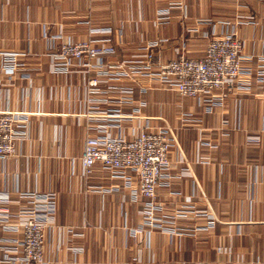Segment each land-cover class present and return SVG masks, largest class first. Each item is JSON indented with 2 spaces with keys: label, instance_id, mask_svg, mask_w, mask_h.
I'll return each mask as SVG.
<instances>
[{
  "label": "crops",
  "instance_id": "0c3cea01",
  "mask_svg": "<svg viewBox=\"0 0 264 264\" xmlns=\"http://www.w3.org/2000/svg\"><path fill=\"white\" fill-rule=\"evenodd\" d=\"M180 1L187 7L190 26L202 19L197 24L201 31L237 32L245 40L243 64L249 75L257 77L263 70L264 77V0H0V53L28 54V68L12 79L4 76L0 110L31 113L30 137L21 144V156L0 159V206L6 202L10 212H18L23 202L17 190L56 194L58 226L46 232L49 264H264V80L248 91H215L212 97L188 100L175 89L157 83L149 87L147 79L123 82L134 93L133 104L123 107L132 118H124L127 126L121 134L132 139L137 125L150 124L147 130L156 131L164 123L170 128L169 157L176 167L167 171L161 186L163 210L158 215H172L193 195L195 207L208 209L215 227L195 235L192 228L181 235L156 228L148 232V226L141 227L146 198L137 183L132 184L138 191L134 198L126 178L100 168L90 176L82 171L88 135L97 133L99 124L121 119L108 116L102 102L100 116L86 114L81 74L51 68L47 35L62 31L64 38L78 41L90 37L91 27H111L117 51L104 62L136 58L145 53L147 42L168 38L169 45L156 59L169 61L177 56L181 39L200 41L196 33L184 31L176 8L166 25L155 24L159 10ZM189 55L202 52L192 48ZM220 96L222 109L208 111L211 100ZM94 97L103 100L107 94ZM6 196L10 201L3 200ZM194 223L204 220L181 224ZM69 228L78 235L73 241L68 240ZM0 238L10 245L20 239L1 226ZM71 246L81 247L75 258ZM229 248L231 253L224 252ZM5 256L0 248V264H11Z\"/></svg>",
  "mask_w": 264,
  "mask_h": 264
},
{
  "label": "built area",
  "instance_id": "2783aa9c",
  "mask_svg": "<svg viewBox=\"0 0 264 264\" xmlns=\"http://www.w3.org/2000/svg\"><path fill=\"white\" fill-rule=\"evenodd\" d=\"M180 10V19L183 21L184 31L187 34L196 33L199 42L181 39V47H176L177 56L169 61H157L156 53L169 45L168 38L156 39L145 44V53L136 58L121 59L116 62H104L103 59L116 53V42L113 41L110 27L93 28L89 30L90 37L85 40L74 41L64 38L63 32L57 35H47L50 45L46 55L50 58L51 68L65 74L77 71L81 74L85 90V100L88 116H100L103 110L99 102L107 104L108 116L121 119L118 123L99 124L97 133L89 134L86 138L82 155V171L90 176L97 168L102 169L113 177H124L129 185L126 189L134 194L144 196L142 204L141 227L151 232L160 229L171 235L187 233L192 228L193 234L197 231H207L215 227L216 220L211 219L208 209L202 210L193 204V195L189 196L184 204L173 210L172 215L159 216L163 207L159 201L161 186L168 179L167 171L176 167L171 161L172 138L167 124H161L158 129L147 130L150 124L133 126V138L128 139L121 134L127 122L124 118H132L123 112V107L133 104L134 88L124 85L125 80L137 81L147 79L149 87L153 83L162 88L175 89L184 100L195 97H212L215 91L226 90L248 91L253 83L263 81V70L257 77L250 76V72L243 64L245 59V40L237 32L218 33L217 31H201L199 24L202 19L196 20V25L190 26L187 7L183 2L169 8L159 10L155 19L158 26L169 22L170 10ZM103 35L102 38L95 37ZM59 41V42H58ZM192 48L201 50L202 55L190 56ZM25 52L0 53V85L8 75L10 79L22 69L28 68L25 63ZM94 73V74H93ZM248 75V77L246 76ZM27 76H24V78ZM247 78V79H246ZM5 84V83H4ZM6 85V84H5ZM146 88V87H144ZM95 94H107L103 100L96 99ZM109 94L118 96L109 98ZM211 100V99H210ZM223 96L211 100L207 110L212 111L215 106L222 109ZM135 117L140 114L138 107L133 108ZM134 117V116H133ZM31 113L23 110H0V159L9 160L21 156V144L30 137ZM115 130L120 133L115 134ZM99 132V133H98ZM259 139V136L254 137ZM137 183L139 189L133 188ZM18 202L22 204L18 212H10L7 204L0 206V226L6 233L19 235L15 245L8 244L0 238V248L5 251V259L11 264L18 260L24 264H49L45 258L46 232L57 227V209L54 192L40 196L31 192H20ZM4 201H10L6 196ZM204 220V224L194 223L184 226L183 221ZM68 240L73 241L78 235L72 228L68 229ZM70 255L77 256L81 247L71 246ZM224 252L231 253L232 249Z\"/></svg>",
  "mask_w": 264,
  "mask_h": 264
},
{
  "label": "rangeland",
  "instance_id": "374dc122",
  "mask_svg": "<svg viewBox=\"0 0 264 264\" xmlns=\"http://www.w3.org/2000/svg\"><path fill=\"white\" fill-rule=\"evenodd\" d=\"M88 21V20H87ZM88 24H89V21L87 22ZM93 28H103V27H98V26H94ZM111 28V27H110ZM113 30V29H112ZM114 32H112V34H113ZM113 41H114V39H113Z\"/></svg>",
  "mask_w": 264,
  "mask_h": 264
}]
</instances>
